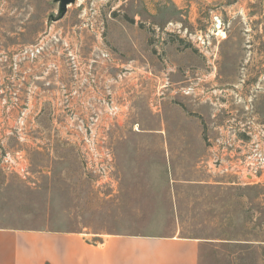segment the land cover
Returning a JSON list of instances; mask_svg holds the SVG:
<instances>
[{
    "label": "rangeland",
    "instance_id": "1",
    "mask_svg": "<svg viewBox=\"0 0 264 264\" xmlns=\"http://www.w3.org/2000/svg\"><path fill=\"white\" fill-rule=\"evenodd\" d=\"M259 151L264 0H0V228L264 264Z\"/></svg>",
    "mask_w": 264,
    "mask_h": 264
},
{
    "label": "crops",
    "instance_id": "2",
    "mask_svg": "<svg viewBox=\"0 0 264 264\" xmlns=\"http://www.w3.org/2000/svg\"><path fill=\"white\" fill-rule=\"evenodd\" d=\"M200 241L151 234L0 228V264H198Z\"/></svg>",
    "mask_w": 264,
    "mask_h": 264
},
{
    "label": "built area",
    "instance_id": "3",
    "mask_svg": "<svg viewBox=\"0 0 264 264\" xmlns=\"http://www.w3.org/2000/svg\"><path fill=\"white\" fill-rule=\"evenodd\" d=\"M244 162L247 164L246 172L248 173L255 172L257 169V166L264 165V153H262L261 151L257 152L256 157L254 159H252L250 155L246 156L244 159Z\"/></svg>",
    "mask_w": 264,
    "mask_h": 264
},
{
    "label": "water",
    "instance_id": "4",
    "mask_svg": "<svg viewBox=\"0 0 264 264\" xmlns=\"http://www.w3.org/2000/svg\"><path fill=\"white\" fill-rule=\"evenodd\" d=\"M58 2L59 18H61L67 10V5L75 0H56Z\"/></svg>",
    "mask_w": 264,
    "mask_h": 264
},
{
    "label": "bare ground",
    "instance_id": "5",
    "mask_svg": "<svg viewBox=\"0 0 264 264\" xmlns=\"http://www.w3.org/2000/svg\"><path fill=\"white\" fill-rule=\"evenodd\" d=\"M215 27L218 30L217 34H221V36L224 35V33L221 31V22L220 21H218L216 23ZM223 37H225V35Z\"/></svg>",
    "mask_w": 264,
    "mask_h": 264
}]
</instances>
